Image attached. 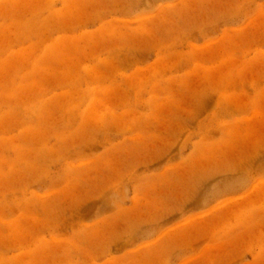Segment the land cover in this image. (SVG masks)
I'll return each mask as SVG.
<instances>
[{"label": "rangeland", "instance_id": "rangeland-1", "mask_svg": "<svg viewBox=\"0 0 264 264\" xmlns=\"http://www.w3.org/2000/svg\"><path fill=\"white\" fill-rule=\"evenodd\" d=\"M0 264H264V0H0Z\"/></svg>", "mask_w": 264, "mask_h": 264}]
</instances>
